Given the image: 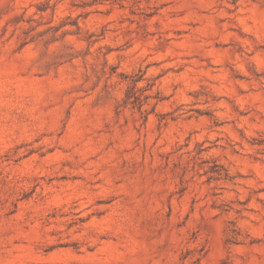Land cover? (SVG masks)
<instances>
[{"label": "rangeland", "instance_id": "rangeland-1", "mask_svg": "<svg viewBox=\"0 0 264 264\" xmlns=\"http://www.w3.org/2000/svg\"><path fill=\"white\" fill-rule=\"evenodd\" d=\"M0 264H264V0H0Z\"/></svg>", "mask_w": 264, "mask_h": 264}]
</instances>
